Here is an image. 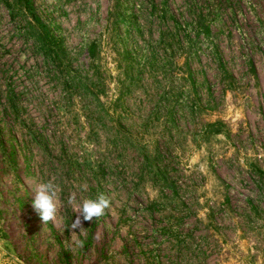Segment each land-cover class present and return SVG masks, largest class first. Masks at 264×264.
<instances>
[{
	"label": "rangeland",
	"instance_id": "1",
	"mask_svg": "<svg viewBox=\"0 0 264 264\" xmlns=\"http://www.w3.org/2000/svg\"><path fill=\"white\" fill-rule=\"evenodd\" d=\"M28 1L39 22L0 0V239L23 264H264V0ZM72 194L110 200L74 236Z\"/></svg>",
	"mask_w": 264,
	"mask_h": 264
},
{
	"label": "clouds",
	"instance_id": "2",
	"mask_svg": "<svg viewBox=\"0 0 264 264\" xmlns=\"http://www.w3.org/2000/svg\"><path fill=\"white\" fill-rule=\"evenodd\" d=\"M34 199L32 201V208L39 216L43 224L54 221L58 214L57 206V191L53 182H41L36 184L33 189ZM68 204L76 207L78 214L75 221L71 223L70 230L72 235H76L74 230L79 229L84 231L83 222L92 221L93 218L97 219L105 214V210L110 207V200L104 195L100 194L95 199L86 198L77 203L75 194L68 198ZM76 245L83 248V240H77ZM0 264H23V261L17 256L14 250H10L7 246V241L0 239Z\"/></svg>",
	"mask_w": 264,
	"mask_h": 264
},
{
	"label": "trees",
	"instance_id": "3",
	"mask_svg": "<svg viewBox=\"0 0 264 264\" xmlns=\"http://www.w3.org/2000/svg\"><path fill=\"white\" fill-rule=\"evenodd\" d=\"M18 2H20V4H23L24 8L26 9L27 13L31 16V18L33 20H35L36 22H39L38 19L35 17L34 13H33V10H32V7L29 3L28 0H18ZM206 29H208V27H206ZM222 67V66H221ZM251 67V70L254 71V67L253 65L250 66ZM165 187L168 188V186L166 185ZM222 209H219L220 211L223 210V211H226L228 208H229V200L228 199H225L222 203ZM215 215V211L214 210H211V213L208 214V218H213V216ZM210 224H211V221H210ZM212 226V225H210Z\"/></svg>",
	"mask_w": 264,
	"mask_h": 264
}]
</instances>
